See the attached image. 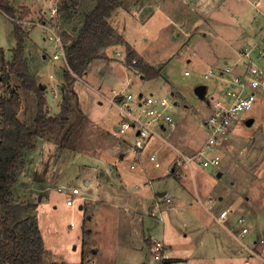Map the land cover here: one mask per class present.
<instances>
[{
    "label": "rangeland",
    "instance_id": "rangeland-1",
    "mask_svg": "<svg viewBox=\"0 0 264 264\" xmlns=\"http://www.w3.org/2000/svg\"><path fill=\"white\" fill-rule=\"evenodd\" d=\"M7 1L16 8L15 17L26 21L21 25L25 31H30L29 36L34 46L45 51H37L32 57L39 64H31L35 70L30 72L38 82L47 86V105L52 110L59 111L58 104L61 103L63 93L59 87L63 84H59L58 79L63 57L60 54V58L52 60L50 65L49 58L53 51L59 52L61 49L57 41L49 38L48 29H44L40 23L51 28L55 22L54 31L58 35L62 30L74 35L83 11L96 0ZM193 1L122 0L123 5L115 9L110 18L111 23L133 48L130 61L124 52V64H131L133 70L142 71L138 64L146 63L161 68V71L157 77H145L142 80L139 74L131 72L128 76L127 70L122 69V66L113 65L118 76L125 73L128 79L119 85L125 79L113 82L109 76L100 87L101 92L108 96L113 90L125 88L130 93L141 92L144 96L153 93L154 96L165 97L171 103L170 111L175 122L173 126H168L165 131L159 130L158 136L145 142L133 135L134 130L116 133L105 121L110 118L118 123L119 116L115 107L111 103L99 105V100L91 98L92 92L85 84L76 80L73 89L79 101L77 102L76 94H72L68 117L46 130L45 136L56 142L61 150L58 149V155L49 157L50 163L53 160L56 167L53 170L52 167L49 168V175H45L41 187L33 189L32 186L35 185L30 184V181L21 182L23 188L18 186L13 193L17 199L31 201L36 205L33 213L37 216L45 248L51 252L53 261L50 264H132L136 256L142 264H150L152 254L149 247L152 237L161 239L165 249L163 259L151 264H163L164 260H169L167 264H243L246 259L250 261L248 264H257V256L264 259V98H259L250 110L242 113L243 119L235 125L226 144L215 146V152L220 157L217 168L192 163L189 169L183 164L177 151L178 149L191 156L207 138V131L202 125V120L209 113L205 99L218 89L221 80L214 76L205 77L204 73L208 69L215 71L219 65L224 66V61L231 64L238 58L241 59L237 50H233L232 42L227 39L225 28H235L233 20H237L239 31L245 25L244 17L254 15L258 21L255 23L256 32L260 31L263 35L264 18L252 8L251 3L256 0H226L224 3L229 10L225 16L221 15L220 22L215 26L216 31L210 32V35L199 33L200 36H193L188 40L167 22L163 5L177 3L176 8L180 9L179 3H187L191 7ZM133 3H150L147 6L151 9L149 11L148 8L145 14L140 11H144V8L140 9ZM21 4L29 9V14L22 13L24 7ZM71 5H77V17H68L65 8H73ZM230 11L233 12L232 16ZM13 21L9 15L0 11V46L7 56L16 42ZM195 32L196 29L192 31ZM44 34L49 40H44ZM257 38L253 35L252 41L256 42ZM262 46L264 49V44ZM109 51L114 52V49ZM231 51L235 54L233 58H229ZM135 53L150 64L140 61ZM41 54H44L45 60L41 59ZM223 55L224 59L221 57ZM257 64L264 68V58L258 60ZM100 69V66H95L93 71L97 72L93 76L87 75L94 86L99 85ZM185 71L189 74L186 75ZM50 74L55 77L53 81ZM198 84H204L201 95L194 92ZM18 85L16 79H10L9 87L21 91L24 99L20 118L23 121L32 120L36 112L35 94ZM55 86L58 87L57 98L53 99L51 89ZM80 109L84 110L86 116L82 121L77 114ZM248 117L254 118L250 125L245 124ZM118 149L125 153L123 158L118 157ZM138 150L139 153L136 152ZM154 152L160 163L159 167H155L149 158ZM36 156L32 158V166H35ZM103 159L114 163L112 172H108L102 165ZM131 164H134V168H131ZM145 170L149 177H146ZM86 172L94 175L95 180L96 177L99 180L109 178L117 172L111 183L118 186V180H121L127 187L121 191L120 196L115 195L112 188L111 192L104 193L106 190L97 181L95 183L91 180V185H85L84 181L91 179V175L84 176ZM217 172H221L220 176H217ZM27 175L29 174L26 172ZM146 183L148 185L144 187ZM74 187L80 190L82 197L107 201L123 211L111 208V215L103 210L106 207L94 205L91 201L86 203V208L81 209L79 205L86 199L80 196H74V205L68 206L66 199L71 197ZM155 191H166L172 197L173 206L168 207L165 196L158 199L154 197ZM143 194L147 196L144 204L134 206V198ZM208 196L213 200V213L219 214L222 209L230 211L222 223L205 209L204 205L209 203ZM198 198L202 199L203 204ZM129 207L138 214L143 213V219L136 215L140 219L134 220L133 212L124 209ZM240 214L247 217L251 227L250 233L241 238L242 242L252 247L258 255L251 256L235 237L239 231L236 218ZM114 223H118L117 232L112 226ZM90 229L95 234L89 235ZM132 241L135 250L129 247ZM89 242L101 245L93 261L82 258V246ZM114 245H117L116 248Z\"/></svg>",
    "mask_w": 264,
    "mask_h": 264
},
{
    "label": "trees",
    "instance_id": "trees-1",
    "mask_svg": "<svg viewBox=\"0 0 264 264\" xmlns=\"http://www.w3.org/2000/svg\"><path fill=\"white\" fill-rule=\"evenodd\" d=\"M122 0H96L89 10L82 13L74 35L67 31L60 32L64 49L63 93L60 110L49 115L45 98V88L29 70L25 57V38L27 31L21 23L13 21L15 45L10 57L5 58L0 47V264H50L52 255L45 248L37 216L33 213L36 206L31 201L19 200L14 195V187L19 173L26 165V154L36 148V140L43 137L49 127L59 124L68 117L70 99L74 94L72 85L76 76L85 73L88 64L99 56L101 48L121 44L131 60L133 49L108 22L112 12L121 6ZM74 4V3H72ZM73 7V5H71ZM22 13H27L23 8ZM68 17L74 16L77 5L66 7ZM0 10L12 18L16 8L7 0H0ZM66 18V19H69ZM143 75L154 78L160 75L161 68L140 63ZM14 78L19 88L31 91L36 98V112L32 120H20L19 91L9 87ZM43 85V84H42ZM148 264V262L143 263Z\"/></svg>",
    "mask_w": 264,
    "mask_h": 264
},
{
    "label": "built area",
    "instance_id": "built-area-1",
    "mask_svg": "<svg viewBox=\"0 0 264 264\" xmlns=\"http://www.w3.org/2000/svg\"><path fill=\"white\" fill-rule=\"evenodd\" d=\"M11 19L19 23L26 22L18 18L11 17ZM40 25L44 29H48L50 32L49 38L57 41L60 46L61 50L59 53H55L53 57L57 58L61 54L65 60L60 34L58 35L54 31L56 23L54 22L51 28L46 27L45 24L40 23ZM261 41H264V37L256 42L249 41L240 47L237 50V54L241 57L240 60L238 58L232 64H226L220 71L215 72L208 69L204 73L205 77L214 76L221 82L218 89H215L207 97L208 103L206 105L209 108V113L202 120V125L207 131L206 140L191 156H187L177 149L183 164L187 165L189 169L192 163L201 167L217 168L220 157L215 152V146L226 144L230 140L235 125L243 119L242 113L250 110L259 98H264V68L257 64L259 59L264 58V49L260 45ZM185 73L188 72L185 71ZM108 101L115 107L119 116L115 132L125 133L134 130L133 135L142 142L153 136H158L159 130L165 131L168 126H173L175 123L170 111L171 103L165 97H157L151 93L144 96L142 93L134 94L121 89L113 90L108 97ZM149 158L154 162L155 167L160 166L159 161L156 160L155 152ZM131 168H134V164H131ZM146 185L148 184H144V186ZM74 196L82 197L80 190L76 187L72 188L71 197L66 199L68 206L74 205ZM199 200L203 204L202 200ZM208 200L209 203L204 205L205 209L214 219L222 223V220L227 218L230 211L223 209L219 214H215L212 211L213 200L211 197H208ZM166 201L169 203V198ZM236 223L239 225V231L235 234V237L243 244L244 249L250 255H258L252 247L245 245L241 239L251 231L247 217L243 214L239 215ZM164 249L165 246L161 239L151 238L149 251L152 254V262L163 259Z\"/></svg>",
    "mask_w": 264,
    "mask_h": 264
},
{
    "label": "crops",
    "instance_id": "crops-1",
    "mask_svg": "<svg viewBox=\"0 0 264 264\" xmlns=\"http://www.w3.org/2000/svg\"><path fill=\"white\" fill-rule=\"evenodd\" d=\"M225 1L226 0H194L192 2L193 4H191V7L187 6L186 5L187 3H179V5L181 6L180 9L176 8V4L177 3H169V4L165 3V5H163V7H164V12L166 13V16L168 18L167 22L170 23L172 26H174V28H176V31H179V33H181L182 35L184 34L183 37L188 39V38H191L193 36H195V37L200 36L199 33L202 34V35L203 34L204 35H210V32L214 33L216 31L215 26L220 22L221 15L225 16L227 14V11L229 10L226 7V3H224ZM133 4L136 5L140 9L144 8V11H142V10H140V11L144 12L145 14L148 12V8H149V11L151 9V7L147 6L150 3L149 4L148 3H133ZM157 4H161V3H157ZM251 4H252V8L255 10V12L258 13L260 16H262L264 18V0H256L254 3H251ZM21 5L25 9H27V13L29 14V9L26 8V6L24 4H21ZM121 5H123V4H121ZM11 6L14 7L13 5H11ZM91 7H89L87 10L91 9ZM113 12H112V14H113ZM112 14L108 17L107 20L110 23V25L115 29V31L122 36V34L115 28L114 24H112L111 21H110V18L112 16ZM232 14H233V12L230 11V16H232ZM15 15H16V13H15ZM74 16L77 17V11L76 10L74 11ZM246 17L247 16L244 17L245 25L242 28H240L239 31H238V27H237V23L239 21H237V20H233V22L235 23V28H230L229 30H228V28H225V32L227 34L226 37H227V39H229V42H232L231 45H233V50H238L244 44L248 43L249 41H252L253 35L254 36L256 35V37H258L257 40H259L260 38L264 37L263 35L260 34V31L256 32L255 23H258L256 16L251 15L249 18H246ZM74 28L75 27H73V29ZM195 29H196V32L192 33V31L195 30ZM235 29H236V31H235ZM29 32L30 31L27 32V35H26V38H25V43H24L25 52L24 53H25V57H26L27 62H28L29 70L31 72H34L35 68H33L31 64L37 65L39 63L37 62V64H36V60H32V57L35 55V53H37V51H39V52L41 50L44 51V49H39L38 47L34 46V44L32 43L31 37L29 36L30 35ZM228 35H230V36H228ZM43 37H44L45 41L49 40L48 37L46 36V34H44ZM123 39L125 40L124 37H123ZM263 44H264V41H261L260 45L262 46ZM117 47H119V49ZM130 47H131V45H130ZM110 49H114V52H112V51L110 52L109 51ZM63 51H64V49H63ZM124 52L127 53L125 47L123 45H121V44H115V45H110V46L101 48L99 50V56L94 58L88 64L85 73L83 75H81V76H76V79H75V81H74V83L72 85V88H74V84L76 83V80H79L83 84H85V86L88 88L89 91L92 92V95H90L91 98H93L94 100H99L98 101L99 105H101L102 103H106V105L110 104V102L108 101V97H109V95L111 93L110 94L108 93L109 94L108 96H104L103 95L104 92L102 93L101 92V88H100L101 86H103V83H106V81H104L106 78L111 76L110 77V81H113V82L117 81V80L125 79L119 85H122V84H124L126 82V80L128 79L127 77L130 76L131 72H133L134 74H139L140 75V79H142V80L145 78V76L143 75L142 71H140L139 69L138 70L137 69L133 70L132 69L133 65H131V64H124V62L122 60L123 59L122 56L124 55ZM54 53H59V52H57V50L53 51L52 57L49 58L50 65L52 64V60H56V59L60 58V56H58L57 58H54L53 57ZM109 53H111V54H109ZM4 54H5L6 58L10 57V55L9 56L6 55L5 50H4ZM229 55H230L229 58H233V56H235V54H233L232 51L229 52ZM48 56L49 55H47V57ZM136 56H138L140 58V61L142 60L144 62H148L142 56H140L138 54H136ZM40 57H41L42 60H45L44 59V54H41ZM221 57H223V59L225 58L224 55L221 56ZM62 61H63V65H64L65 64V60L62 59ZM116 64L122 66V69H125V71L127 70V73L129 75L126 77V74L123 73L121 77L118 76L115 73V70H113V65H116ZM226 64H228V63L226 61H224V66ZM63 65L61 66V69H60V76H59V79H58V83L59 84H63V81H64V77H63V73H62ZM95 66H100L101 67V69L98 70V73L100 74V76L98 78V80H99L98 81V84H99L98 86H94L88 80V77H87V75L93 76L94 72H97V70L93 71V67H95ZM224 66H221V65L217 66L215 71L222 70ZM97 68H95V69H97ZM109 72L111 73V75H110ZM185 74L187 75V74H189V72L185 73ZM49 76H50V78H52L51 81H53V78H55L53 76V74H50ZM84 77H86V79H84ZM146 79H149V78H146ZM43 87L45 88V92H46V87L47 86L45 84H43ZM62 87H63V85H60V87H59V88H61L60 91H63ZM94 87H97V89H95ZM123 89H125V88H123ZM51 91L53 93V99H56L57 98L58 87L55 86L54 88L51 89ZM74 92H75V94L77 96V102H78L79 101L78 95H77L75 90H74ZM139 93H141V92L134 93V94H139ZM171 93L173 94V92H171ZM151 94H153V93H151ZM19 96H20V110L18 112V118L20 120H22L20 118V115L23 113L24 99L22 98V92L21 91H19ZM106 97H107V99H106ZM58 102L59 101H57V103ZM205 103H206V101H205ZM46 104H47V102H46ZM78 105H79V103H78ZM58 106H59V109H60V102H59ZM47 112H48L49 115H55L59 111H54V110H52L51 106L47 105ZM77 114L81 116V120L80 121H82L83 119H85L84 117H86L84 115L85 112L82 109H80V111H78ZM105 121H107L108 122L107 124L108 125L110 124V126L112 128L114 126H116V124H117L116 122L113 121V119H110V118L109 119H105ZM113 131L115 132L114 129H113ZM45 133H44L43 137L38 138L36 140V148L33 151L28 152L26 154V165L24 166V168L19 173L18 182H17V184L14 187V191H15V189L18 186L23 188L22 185H21V182H27V181H30V184L35 185V186H32L33 189L41 187V185L43 184V178H45V175H49V173H48L49 168L52 167L51 170H53V168L56 167V165L53 164V160L51 162L53 164V166H51V163L49 161V157L51 155H52L51 157H53V155H58V152H59L60 149L58 148V144L56 142H54L53 140L49 139L48 138L49 136H47V135L45 136ZM118 151H119L118 157L119 158H123L125 153H121V150H119V149H118ZM136 152L139 153L140 151L138 150ZM35 156H36L37 160H36L35 166L33 165L34 166L33 167L32 164H31V161L33 160L32 158L35 157ZM109 156H111V155H109ZM103 163H102V165L105 166V168L108 169V172H112L113 171L111 169H113V167L115 166L114 163H111V162H109L108 160H105V159H103ZM36 164H38V165H36ZM26 172L31 177L29 175L26 176ZM145 173H146V170H145ZM87 175L88 176L91 175L90 172L84 173V176H87ZM146 175H147L146 177H149L148 173H146ZM93 176L94 175H91V179L90 180H85L84 181L85 185H87V186L91 185V183H92L91 180H94L95 183L97 181L98 184L100 186L104 187V189L106 190V191H104V193L111 192L110 188H112V190L114 191L113 193L115 195H117V196H120V194H122L121 191L122 190L124 191L126 189V187H127L126 184L122 183L121 180H118L119 183H120L118 186H117V184H112L111 183L112 180L114 179V177L117 176V172H114V174H112V176H109V178H106V179H103V180H99L98 177H96V180H95ZM146 186H144V187H146ZM157 192H161V191H155L154 197H157V199L161 198V196L157 195ZM31 193H32V191H31ZM164 196H165L164 199H165L166 203H167V201H166L167 198H169V200H170V202L167 203L168 207H172L173 206L172 205V197L170 195H167L166 191H165V195ZM208 197H210V196H208ZM84 198L86 200H84V202L79 205V208H81V209L86 208V203L89 202V201L93 202L94 205H100L102 207H106L103 210L106 211V213L111 214V215H113V210H111V208L112 209H119V210L122 209V208H118L116 205H111V203H108L107 201L103 202V201L98 200V199L97 200H90L89 198L82 197V199H84ZM146 198H147V196H145V194H143L141 196H137L136 198H134V201L132 200L133 201V205L134 206H139V204L143 205L144 201L146 200ZM198 199H200V198H198ZM154 201H156L155 198H154ZM124 209H126L127 211H130V212H133V217L135 218L134 220H139L140 218L143 219V213L138 214L136 212V210H132L130 207L129 208H124ZM122 211H123V209H122ZM136 215L140 216V218L138 216H137L138 218H136ZM240 215H242V214H240ZM88 217L90 218V215H88ZM128 221L131 222L130 220H128ZM112 226L114 227V231L117 232L116 226H118V223H114ZM88 233H89V235L91 233L95 234L92 229H90V231L88 230ZM255 241L256 240H254V244H255ZM259 245L260 244H258V246ZM114 246L113 247L116 248L117 245H114ZM132 246H133V241H132V243L129 244L130 249H131ZM82 248H83L82 255H84L82 258L86 257L87 260L93 261L97 257V254L99 252V249L101 248V245H96L94 242H89V243H85L82 246ZM47 250H49V249H47ZM132 250H135V249H133V247H132ZM256 258L258 259V261H257L258 263L257 264H262V262H264V260L261 257L257 256ZM51 261H53V260H51ZM140 261H141L140 258L138 256H136V258H135V260L133 261L132 264H134V263L142 264ZM168 261L169 260H164V262H165L164 264L169 263ZM249 262L250 261L248 259H246L245 261H243V264H248ZM149 263L151 264L152 260H150Z\"/></svg>",
    "mask_w": 264,
    "mask_h": 264
},
{
    "label": "water",
    "instance_id": "water-1",
    "mask_svg": "<svg viewBox=\"0 0 264 264\" xmlns=\"http://www.w3.org/2000/svg\"><path fill=\"white\" fill-rule=\"evenodd\" d=\"M40 86H41V88H43V85L41 83H40ZM203 90H204V84H198L194 88V92L197 95H201L203 93ZM205 101H206V103H208V99H205ZM253 121H254L253 117H248L247 119H245V124L246 125H250V124H252ZM113 129L116 131V126H114ZM220 174H221V172H217V176H220ZM157 195L164 196L165 195V191L157 192Z\"/></svg>",
    "mask_w": 264,
    "mask_h": 264
}]
</instances>
